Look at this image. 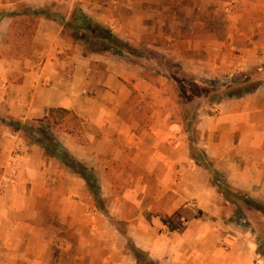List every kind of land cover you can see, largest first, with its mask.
I'll return each mask as SVG.
<instances>
[{"label":"crops","instance_id":"crops-1","mask_svg":"<svg viewBox=\"0 0 264 264\" xmlns=\"http://www.w3.org/2000/svg\"><path fill=\"white\" fill-rule=\"evenodd\" d=\"M184 3L0 0V264H264L253 231L230 222L232 206L192 158L171 96L142 70L126 58L86 54L83 42L45 16L31 54L8 55L21 5L52 15L63 5L70 20L80 9L132 45L153 47V27L144 25V40L130 32L137 16L168 20L186 11ZM208 4L192 7L199 23L177 27L179 53H192L178 61L199 79L225 82L255 72L263 83L243 97L204 104L197 146L233 190L264 204V0ZM59 108L82 121L78 137L55 135L94 170L109 217L82 178L7 126L8 118L42 121ZM247 217L253 228L264 224L253 209Z\"/></svg>","mask_w":264,"mask_h":264},{"label":"trees","instance_id":"trees-1","mask_svg":"<svg viewBox=\"0 0 264 264\" xmlns=\"http://www.w3.org/2000/svg\"><path fill=\"white\" fill-rule=\"evenodd\" d=\"M18 8V10H22L23 12H18L19 18L12 25L11 37L15 42L19 43L18 48L20 52L18 54L20 55L29 56L31 54L32 40L35 36L39 20L44 16L59 21L64 26V35H67V29H69L71 31L70 38L73 41L84 43L86 54H111L129 59L139 51L137 47L120 37L112 28L95 22L80 9L74 10L72 19L65 23L64 17L48 14L45 10H33L25 5H21ZM244 76L247 77V75ZM187 77L185 75L182 78ZM192 80L195 83L198 82L196 78H192ZM207 83L211 88L212 82ZM262 83L258 82L250 88H241L238 91L235 89V81L233 80L231 87L228 86L226 90L218 92L220 98L209 99L208 102L210 105H218L228 98L243 97L254 92ZM211 94L209 93L208 95L210 96ZM184 102L186 100L182 104ZM198 112L199 109H196V111L184 109L182 114L185 131L189 135L191 156L197 164L202 165L210 172L212 184L218 187L220 194L232 206L233 214L230 222L237 224L244 230H252V225L248 221L247 211L248 209H253L264 216V204L252 199L244 192L233 190L226 178L215 169L213 163L197 146L198 132L196 125L198 122ZM7 126L12 132H19L28 141V144L42 146L49 158L58 160L62 165L82 178L96 207L109 217L107 203L101 197L99 180L94 170L71 155L55 135V133L66 132L78 137L81 134L82 121L76 113L62 108L51 109L49 116L42 121L23 122L19 119L8 118ZM257 244V254L264 257V238L263 240H258ZM130 248L138 255L136 248L131 243Z\"/></svg>","mask_w":264,"mask_h":264},{"label":"rangeland","instance_id":"rangeland-1","mask_svg":"<svg viewBox=\"0 0 264 264\" xmlns=\"http://www.w3.org/2000/svg\"><path fill=\"white\" fill-rule=\"evenodd\" d=\"M198 2L199 6H209L208 0H195V2L194 0H185L184 5L186 11L184 13L181 14L180 11L174 12L172 16H169L168 20L163 19V21L159 20L158 18L155 20L150 18L149 20L146 19L145 21V19H143L144 16L141 14L136 18V27H132L130 30V32L136 36L138 40H141L145 36L144 25L153 27V36L157 37L154 40L150 39L149 37L147 41H152L154 46L151 47L145 43H142L143 45L141 46H135L139 49V51L126 60H128V62H130L133 67L142 70L144 72L145 78L155 87L159 89L162 88L167 92V94L171 96V99L175 105L176 114L181 119L184 109L196 111V109H200L204 104H209V99L214 100L216 97L220 98V96H218V92L226 90V87L228 86L231 87L233 80L235 81V89L238 91L241 90V88H250L258 82H261V79L256 75L255 72L248 74L247 77L240 75L238 78H234L231 81L225 82L199 79L194 74L187 71L178 61L180 55H187L188 57L192 53L191 51H182L179 53L180 50L184 48L180 47L177 27L183 26L184 28H187L192 25L194 21H196V23L201 21V16H198L197 18L192 9V7L198 5ZM169 4L172 5L171 2H169ZM62 6L63 5L57 6L55 9H51L49 12H53L56 16L64 17L66 20L67 17L65 16H67L68 13L66 12H68V10L65 6ZM154 6L156 7V5ZM211 7L214 8L213 5ZM19 11L23 12L22 10ZM69 20L70 18H67L65 23L69 22ZM118 23L120 29L122 30H127L129 27V21L122 20ZM160 26L161 29L164 30V34L166 35L165 37H167V39H160V35L162 34V32L158 30ZM67 32L71 34L69 29H67ZM11 45L12 49L8 55H18V52H20L18 48L19 43L14 41V43ZM2 54H4V52ZM185 75L188 77L182 78ZM192 78H196L198 82L195 83ZM207 82H212L211 88L208 86L209 84ZM209 93L212 94L209 96ZM185 100L186 102L182 104V102ZM144 106L145 105L143 104V107ZM1 122L2 120H0V124ZM255 224L257 226L254 228L252 227L251 229L258 242V240H263L264 238V224L261 221H258Z\"/></svg>","mask_w":264,"mask_h":264}]
</instances>
